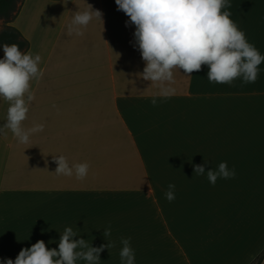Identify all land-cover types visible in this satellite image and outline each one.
I'll list each match as a JSON object with an SVG mask.
<instances>
[{"label":"crops","instance_id":"obj_1","mask_svg":"<svg viewBox=\"0 0 264 264\" xmlns=\"http://www.w3.org/2000/svg\"><path fill=\"white\" fill-rule=\"evenodd\" d=\"M229 3L222 11L264 55V0ZM89 4L102 19L69 36ZM129 20L115 0L21 2L11 24L44 72L23 123L44 130L27 144L10 130L0 136V261L39 240L58 250L67 227L93 247L114 245L100 264H121L122 238L135 264H250L263 251L264 63L249 84L210 83L207 66L191 77L177 69L176 94L153 106L159 89L140 75L145 62ZM8 107L0 99V126ZM59 155L70 166L87 163V177L56 175ZM204 159L206 171L227 162L235 178L213 186L206 173L194 177Z\"/></svg>","mask_w":264,"mask_h":264},{"label":"clouds","instance_id":"obj_2","mask_svg":"<svg viewBox=\"0 0 264 264\" xmlns=\"http://www.w3.org/2000/svg\"><path fill=\"white\" fill-rule=\"evenodd\" d=\"M118 10L123 11L135 25V42L145 62L140 73L145 81L151 82L159 91L156 97L169 99L176 94L174 71L183 70L191 77L194 72L207 66L210 83L231 85L236 79L243 84L255 83L259 66L264 63V55L248 41L245 32L230 18L227 9L229 0H115ZM77 11L68 25V35L83 36L93 17L102 19L100 10ZM4 58L0 59V99L8 102L6 123L0 126V136H7L10 130L19 143L27 144L30 136L44 130L43 124L31 128L24 127L31 101L35 99L32 82L39 81L43 70L39 67L41 56L31 51H21L18 44L3 43ZM56 163L55 174L84 180L89 171L87 163L71 166L63 155L52 156ZM191 162V161H190ZM47 163V162H46ZM209 164H194V177L207 175L215 186L217 179H233L235 169H229L227 162H221L217 169L206 171ZM175 184L168 185L165 197L169 202L175 199ZM111 228H106L103 236L107 239ZM77 233L67 227L60 235L58 250L49 249L44 240H39L30 248L22 249L15 260L8 258L0 264H76L84 260L87 264H100V254L107 248L111 255L112 243L99 247L89 245L83 238L74 239ZM121 264H135V252L130 238L121 239Z\"/></svg>","mask_w":264,"mask_h":264},{"label":"trees","instance_id":"obj_3","mask_svg":"<svg viewBox=\"0 0 264 264\" xmlns=\"http://www.w3.org/2000/svg\"><path fill=\"white\" fill-rule=\"evenodd\" d=\"M18 2L19 0H0V18L6 22L3 29L0 30V59L4 58L3 43L18 44L23 52H27L30 47L29 40L17 27L11 24L21 4L18 5ZM263 259L264 249L250 264H261Z\"/></svg>","mask_w":264,"mask_h":264},{"label":"rangeland","instance_id":"obj_4","mask_svg":"<svg viewBox=\"0 0 264 264\" xmlns=\"http://www.w3.org/2000/svg\"><path fill=\"white\" fill-rule=\"evenodd\" d=\"M22 1H23V0H19L18 5H19V3H21ZM5 24H6L5 20L2 19V18H0V30L3 29V27L5 26ZM3 55H4V52H3Z\"/></svg>","mask_w":264,"mask_h":264}]
</instances>
